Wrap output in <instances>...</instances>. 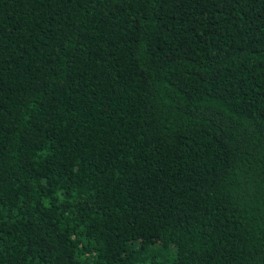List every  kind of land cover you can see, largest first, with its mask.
<instances>
[{
  "label": "trees",
  "instance_id": "1",
  "mask_svg": "<svg viewBox=\"0 0 264 264\" xmlns=\"http://www.w3.org/2000/svg\"><path fill=\"white\" fill-rule=\"evenodd\" d=\"M0 264H264V0H0Z\"/></svg>",
  "mask_w": 264,
  "mask_h": 264
}]
</instances>
